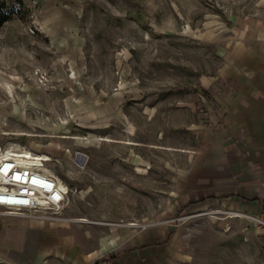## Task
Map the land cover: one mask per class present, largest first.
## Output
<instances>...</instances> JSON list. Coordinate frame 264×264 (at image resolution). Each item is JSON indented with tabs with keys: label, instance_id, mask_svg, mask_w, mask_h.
<instances>
[{
	"label": "rangeland",
	"instance_id": "1",
	"mask_svg": "<svg viewBox=\"0 0 264 264\" xmlns=\"http://www.w3.org/2000/svg\"><path fill=\"white\" fill-rule=\"evenodd\" d=\"M260 52L264 0H0V136L69 192L57 220L0 209V264H95L147 232L117 264H260L263 230L175 190Z\"/></svg>",
	"mask_w": 264,
	"mask_h": 264
},
{
	"label": "crops",
	"instance_id": "2",
	"mask_svg": "<svg viewBox=\"0 0 264 264\" xmlns=\"http://www.w3.org/2000/svg\"><path fill=\"white\" fill-rule=\"evenodd\" d=\"M258 58L249 67L250 80L237 83L234 97L221 101L219 131L208 142L202 161L176 177L175 190L190 210L217 206L248 215L264 210V54ZM162 239L150 232L125 239L116 246L121 258L109 264L120 263L133 252L146 254Z\"/></svg>",
	"mask_w": 264,
	"mask_h": 264
},
{
	"label": "built area",
	"instance_id": "3",
	"mask_svg": "<svg viewBox=\"0 0 264 264\" xmlns=\"http://www.w3.org/2000/svg\"><path fill=\"white\" fill-rule=\"evenodd\" d=\"M46 157L25 144L6 141L0 136V209L6 215L29 216L36 220L59 218L68 200V187L48 172ZM25 159L38 160L39 164L26 163ZM16 176L20 179L16 180ZM236 212L227 213L229 217L238 215L234 220H249L264 231V210L255 215Z\"/></svg>",
	"mask_w": 264,
	"mask_h": 264
},
{
	"label": "trees",
	"instance_id": "4",
	"mask_svg": "<svg viewBox=\"0 0 264 264\" xmlns=\"http://www.w3.org/2000/svg\"><path fill=\"white\" fill-rule=\"evenodd\" d=\"M121 258V255H116V256H110V255H105L101 260L97 261L98 264H102L103 262L105 263H112L118 261V259Z\"/></svg>",
	"mask_w": 264,
	"mask_h": 264
},
{
	"label": "bare ground",
	"instance_id": "5",
	"mask_svg": "<svg viewBox=\"0 0 264 264\" xmlns=\"http://www.w3.org/2000/svg\"><path fill=\"white\" fill-rule=\"evenodd\" d=\"M45 156H47L46 154H45ZM46 160L47 161H50V159H49V157L47 156L46 157ZM25 162L26 163H29V164H39V161L38 160H32V159H25ZM24 162V163H25ZM51 171V170H50ZM50 171L48 170V172L50 173ZM59 179V178H58ZM236 213H238V212H236ZM236 213H234V214H236ZM238 217V215L236 216H231L230 218H232V219H234V218H237Z\"/></svg>",
	"mask_w": 264,
	"mask_h": 264
},
{
	"label": "snow or ice",
	"instance_id": "6",
	"mask_svg": "<svg viewBox=\"0 0 264 264\" xmlns=\"http://www.w3.org/2000/svg\"><path fill=\"white\" fill-rule=\"evenodd\" d=\"M15 179H16V180H19V179H20V177H19V176H16V177H15Z\"/></svg>",
	"mask_w": 264,
	"mask_h": 264
}]
</instances>
